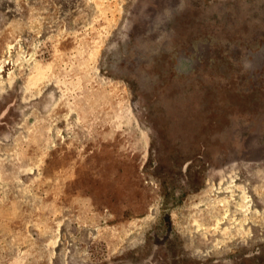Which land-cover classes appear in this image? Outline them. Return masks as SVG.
Listing matches in <instances>:
<instances>
[{"label":"rangeland","instance_id":"obj_1","mask_svg":"<svg viewBox=\"0 0 264 264\" xmlns=\"http://www.w3.org/2000/svg\"><path fill=\"white\" fill-rule=\"evenodd\" d=\"M0 264H264V0H0Z\"/></svg>","mask_w":264,"mask_h":264}]
</instances>
